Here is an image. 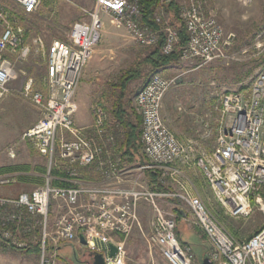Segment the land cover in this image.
<instances>
[{
	"label": "built area",
	"instance_id": "1",
	"mask_svg": "<svg viewBox=\"0 0 264 264\" xmlns=\"http://www.w3.org/2000/svg\"><path fill=\"white\" fill-rule=\"evenodd\" d=\"M14 1L25 15H31L48 0ZM241 1L248 5L254 0ZM82 11L86 19L71 26L67 41L46 43L36 36L27 42L25 28L0 4V104L19 77L17 61L42 56L47 79L45 91L36 89L34 79L27 78L20 92L41 113L22 139L46 158V173L43 183L32 191L16 198L0 197V247L8 241L18 244L19 237L27 236L19 246L30 245L32 232L38 227L40 264H55L57 247L63 242H80L81 237L92 254L104 255L106 264H126L129 237L137 230L145 234L139 213V203L145 201L154 212L151 231L145 235L149 248L156 247L169 264H198L191 247L182 245L177 236L176 216L159 202L176 198L190 208L195 224L210 244L207 257L214 264H264V226L245 242H237L202 198L177 179L181 171L173 168L176 164L199 168L213 198L228 216L247 218L252 214V196L264 187V67L249 85L220 97L221 119L216 145L210 152L198 151L193 141L180 142L169 129L162 109L176 79L154 74L134 99L142 117L141 142L148 163L132 167L120 153L119 133L102 105L95 108V137L76 125V95L83 71L101 41L103 16H112V23L124 26L143 47L156 45L160 31L143 23L139 0H95L91 9ZM179 16L189 35L179 61L208 64L224 57L227 42L223 29L213 13H206L201 0H182ZM155 19L163 23L157 14ZM163 31V52L170 54L180 41L179 32L168 23ZM208 126L206 123L210 130ZM14 153L12 148L9 155L14 158ZM56 169L65 174L62 181L68 185H56ZM83 169H94L103 184H82L78 176ZM144 170L160 172L162 182L172 177L179 191L155 192L141 186L122 189L116 185L130 179L131 173ZM17 177L0 176V185L16 183ZM111 246L117 249L114 256H110Z\"/></svg>",
	"mask_w": 264,
	"mask_h": 264
},
{
	"label": "rangeland",
	"instance_id": "2",
	"mask_svg": "<svg viewBox=\"0 0 264 264\" xmlns=\"http://www.w3.org/2000/svg\"><path fill=\"white\" fill-rule=\"evenodd\" d=\"M75 1L76 5L71 6L77 10H79L78 6L91 9L94 3V0L89 5H86L84 0ZM181 1L178 0V5ZM62 2L65 0H48L35 14L25 15L21 6L14 0H0V4L9 11L11 18L17 20L25 28L27 42L36 36H41L46 43H51L56 38L62 41L68 38L67 32L56 34V30L68 26L65 19L70 8L64 6ZM201 2L206 13H213L223 29L224 42H227L223 50L224 57L208 64H202L201 61H178L176 66L162 70L160 72L162 76L176 79L175 84L170 87L164 98L162 115L167 126L180 142L193 141L196 146L204 148L201 151L210 152L216 145L217 127L221 119L219 114L220 97L222 94L237 91L249 85L264 67V0H254L248 5L243 4L241 0H201ZM155 14L162 18L164 25L168 23L176 27L171 24L173 18L165 8H160ZM102 19L104 27L101 41L83 71L76 95L78 111L75 115V122L80 128L94 124L97 105H102L110 116V121H113V97L114 92L120 93V78L132 68L146 50L145 47L133 40L124 26L112 23V16L105 15ZM67 28L69 29V27ZM176 29L178 28L176 27ZM7 57L16 60L11 54H7ZM16 69L19 77L10 85L12 91L9 97L15 96L18 101L15 102L16 104L8 114L3 110L0 111V167L29 164L32 173L16 171L0 174V176L18 174L16 183L0 185V197L8 198H16L19 194L32 191L40 186L43 183L42 175L45 174L39 169L46 168L45 165H47V160L38 158L31 144L22 139V134H24L22 127L31 118H34L33 123H36L41 114L36 113V107L32 106L33 104L20 93L27 78L34 79L36 89L46 90V61L42 56H32L27 61H17ZM151 77H142L129 83L126 101L130 103L128 107L130 110H134L136 94ZM206 123L210 130H207ZM115 126L116 132L121 134L120 126ZM186 134L190 139H183V135ZM12 148L15 152L14 160L9 155ZM23 177L30 181L22 180ZM167 179L166 177L163 182L160 180L162 185L172 188L171 184H166ZM177 179L182 181L187 189H190L185 178L179 175ZM38 180H41V183ZM172 183L177 184L175 181ZM202 200L224 229L239 243L245 242L264 226V187L254 192L252 196L253 212L247 218L228 216L212 194L209 197L202 196ZM159 202L165 211L176 216L178 235L187 237L197 263L202 262L210 251V244L195 224L190 208L186 203L176 198ZM145 204L147 203L141 202V205ZM175 208L185 213L183 219L179 220ZM141 216L145 234L137 230L129 237L126 264H169L159 250L156 247L149 248L146 241L145 235L151 231V223L154 218L152 207L143 209ZM38 235L39 229L36 227L31 235V239H33L31 244L39 242ZM22 238L17 239L18 244L8 241V245L3 244L0 247V264H40V255L12 250L14 247L15 249L21 248L19 242L27 241L29 236ZM83 247L86 251L84 253L80 251L77 260L72 259L73 250L70 248L67 255L71 258L64 260L56 258L55 264H88L92 262L87 247Z\"/></svg>",
	"mask_w": 264,
	"mask_h": 264
},
{
	"label": "trees",
	"instance_id": "3",
	"mask_svg": "<svg viewBox=\"0 0 264 264\" xmlns=\"http://www.w3.org/2000/svg\"><path fill=\"white\" fill-rule=\"evenodd\" d=\"M143 10L144 19L143 23L156 31H160L159 41L154 46L145 47L146 50L142 56L134 63L131 69L125 72L120 78V93L114 92V104L112 106L113 124L119 125L122 129L120 135L122 140L121 154L128 162L138 161L141 164H145L146 158L142 153V142H141V124L142 117L136 108L129 109L130 103L126 101V95L128 92V86L131 81L138 80L142 77H151L154 74L160 73L162 70L176 66L178 64L181 48L185 46L189 40V35L185 27L184 22L179 17V5L178 0H139ZM160 8H165L170 16L173 18L171 24L178 28L180 41L174 46L173 51L170 54H164L163 47L166 43V34L163 31L165 25L158 23L155 19V13ZM147 69V70H146ZM149 81V80H148ZM40 172H45V168L41 167ZM20 172V171H31L29 165H11L0 167V174L9 172ZM147 177L149 179L151 190L155 192H171L172 189L162 185L160 181V174L158 172H152L147 170ZM22 180H29L27 178H21ZM32 180V179H31ZM30 181V180H29ZM41 183V180H38ZM174 200V199H171ZM176 201V200H174ZM178 213L179 220L185 217V213L178 208H175ZM177 236L184 246L191 247L187 241V237H181L178 235L177 225ZM181 237V238H180ZM190 244V245H189ZM12 250L25 253L40 255V244L35 242L26 247L18 249L12 248ZM75 251V250H74ZM208 254L206 255V257ZM77 260L79 258L78 252L73 253L72 259ZM59 259L64 260L65 258Z\"/></svg>",
	"mask_w": 264,
	"mask_h": 264
},
{
	"label": "crops",
	"instance_id": "4",
	"mask_svg": "<svg viewBox=\"0 0 264 264\" xmlns=\"http://www.w3.org/2000/svg\"><path fill=\"white\" fill-rule=\"evenodd\" d=\"M77 1L79 2V0H77ZM75 2H76L75 0H65V2H62L64 6L70 8V9H68V15L69 16L67 15V18L65 19V23L68 25L67 27H69V29L66 27L64 29L56 30V34H62V33H65V32H67L69 34L70 28L75 22H77L79 20H82V19H86L84 14H83V11H82V9L85 8V7L78 6L79 10H77L75 7L71 6V5L75 6L76 5ZM84 2H85L86 5H89L93 1L92 0H84ZM94 2H95V0H94ZM93 6H94V3L92 5V7ZM68 34H67V37H68ZM56 40H59V39L56 38ZM65 41H67V40H65ZM6 97L7 98H5L0 104V111L3 110V112H6V114H8L9 111L11 110V108L13 107V105L16 104L18 100H17V98L15 96H10L9 97V95H8ZM32 106H34V105H32ZM36 109H37L36 113L39 114L40 111L38 110L37 107H36ZM33 121H34V118H31L22 127V130L24 131V133L35 124V123H33ZM111 122L113 123V121H111ZM91 123H93V121H91ZM86 125H79V126H86ZM92 126H93V124H91L90 126H86L84 128H86V130H88V133H90L92 136L95 137L97 132L95 130H93ZM120 135L121 134H119V139L118 140L120 141V149H121L122 140L120 139ZM183 139H187L188 140V139H190V137L186 134V135H183ZM196 148H197L198 151H201L203 147L200 148V147L196 146ZM34 152L38 156V158H41L42 160L46 159L45 157L39 155L36 151H34ZM120 153H121V151H120ZM142 153H143V149H142ZM143 155H144V153H143ZM14 159L15 158H13V160ZM125 161L132 167H139V166H143V165L148 163L147 158H146L147 162L145 164H141L138 161H134V162H128L127 160H125ZM173 168H177V169H179L181 171V173H180L181 177L186 179V182L188 183L190 189L193 191L194 194L200 196L201 198H202V196L209 197V195H211V191H210V188H209L208 183L206 181V178H205V176L203 175L202 171L199 168L181 166L179 164H176L175 166H173ZM45 172H46V168H45ZM45 172H43V174H45ZM152 172H155V171H152ZM156 172H158V171H156ZM27 173L30 174L32 172L28 171ZM79 173H80V175L78 176V180L82 184H84L85 186H97V185H102L103 184L102 176L99 173H97L94 169H83V170H80ZM158 173L160 174V172H158ZM146 174H147V170L135 171V172L131 173L130 179L125 180V181L120 182V183H117L116 185L119 188H122V189H131L133 187L139 188V186H141V187H145V188H148V189L151 190L149 179H148ZM62 177H65V174L61 170L56 169V178H57L56 179V185H59V186L68 185L67 182L62 181ZM167 178L168 179H167V183L166 184H171L172 185V188H171L172 191L171 192L179 191L178 185L172 183V181H174V179L172 177H170V176H168ZM42 182H43V179H42ZM194 188H195V190H194ZM141 202H145V201H141ZM141 202L139 203L140 216H141V211L143 209H146L147 207H151V206H148L149 204L147 202H145V203H147L145 205H141ZM141 219H142V216H141ZM83 246H86V245L82 244L81 239H80V242H63L56 249V258H59V256L61 258H71L69 255H67V251L70 248H72L73 253L75 251L78 252L79 254H80V251H82L84 253V251H86V250L84 249ZM50 248H51L50 249V253L54 252V251H52V247L51 246H50ZM88 252L90 253V256L92 258L93 254L89 250H88Z\"/></svg>",
	"mask_w": 264,
	"mask_h": 264
},
{
	"label": "water",
	"instance_id": "5",
	"mask_svg": "<svg viewBox=\"0 0 264 264\" xmlns=\"http://www.w3.org/2000/svg\"><path fill=\"white\" fill-rule=\"evenodd\" d=\"M81 242L82 244L86 245V241L84 240L83 237H81ZM117 252V249L115 246H111V253L110 256H114ZM88 264H106L105 263V259H104V255L102 254H93L92 255V262L88 263ZM198 264H214L209 257H205L202 262L198 263Z\"/></svg>",
	"mask_w": 264,
	"mask_h": 264
}]
</instances>
